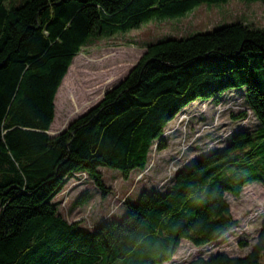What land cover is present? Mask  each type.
<instances>
[{
  "label": "trees",
  "instance_id": "trees-1",
  "mask_svg": "<svg viewBox=\"0 0 264 264\" xmlns=\"http://www.w3.org/2000/svg\"><path fill=\"white\" fill-rule=\"evenodd\" d=\"M226 1L25 0L10 7L0 0V264H163L182 240L211 244L238 224L226 195L239 197L250 182L264 186L263 27L238 21L151 42L96 105L48 133L56 92L82 48ZM232 88L244 89L246 108L232 118L250 110L255 125L183 165L163 190L126 200L121 218L104 217L91 229L59 212L54 198L73 173H86L106 197L100 167L124 178L145 169L152 146L166 147L164 130L180 110L197 98L218 104ZM185 264H264V221L245 255L218 252Z\"/></svg>",
  "mask_w": 264,
  "mask_h": 264
},
{
  "label": "rangeland",
  "instance_id": "rangeland-1",
  "mask_svg": "<svg viewBox=\"0 0 264 264\" xmlns=\"http://www.w3.org/2000/svg\"><path fill=\"white\" fill-rule=\"evenodd\" d=\"M23 1L6 0V3L11 7ZM238 21L264 28V2L228 0L205 3L183 17L152 20L137 29L95 40L74 56L68 69L72 74L71 82L63 90L59 106L54 100L55 114L48 133L51 130L50 134L59 133L83 114L88 105H96L108 87L128 74L149 43L165 37L211 31L222 24ZM241 92H244L243 88L224 90L218 104L203 98L188 103L168 122L163 133L166 147L159 150L156 144L152 146L145 169H134L128 178H124L120 169L100 167L103 180L111 189L106 197H102L86 173H73L54 198L59 212L70 222L82 221L87 228L104 217L117 215L121 218L126 212V200L135 201L143 189L163 190L183 165L205 152L223 147L236 130L256 124L250 110H247L245 119H233L231 116L232 112L236 114L246 109ZM85 100L89 101L87 105H84ZM88 194L91 197L80 205L82 196ZM226 199L238 224L211 244L196 246L182 240L173 258L163 264H185L195 257H209L222 251L231 256H243L249 251L264 221V186L259 182L247 183L239 197L227 194ZM239 240H246L248 247H240Z\"/></svg>",
  "mask_w": 264,
  "mask_h": 264
},
{
  "label": "bare ground",
  "instance_id": "bare-ground-1",
  "mask_svg": "<svg viewBox=\"0 0 264 264\" xmlns=\"http://www.w3.org/2000/svg\"><path fill=\"white\" fill-rule=\"evenodd\" d=\"M194 10V9H193ZM192 10V11H193ZM71 69V68H70ZM69 72V74H68ZM67 74L65 75L64 77V80H63V83H62V87L61 89L59 90L58 94H57V97H56V101L58 102V106L60 105V102H61V98L62 96H64V89L67 88V86L69 85V82H71V70H68ZM52 132V130L50 131ZM97 226V224H92L91 226H89V228H95Z\"/></svg>",
  "mask_w": 264,
  "mask_h": 264
},
{
  "label": "crops",
  "instance_id": "crops-1",
  "mask_svg": "<svg viewBox=\"0 0 264 264\" xmlns=\"http://www.w3.org/2000/svg\"><path fill=\"white\" fill-rule=\"evenodd\" d=\"M67 72H68V71H67ZM66 74H67V73H66ZM113 85H114V84H113ZM110 87H111V86H110ZM110 87H108L107 89H109ZM107 89H106V90H107ZM106 90H105V91H106ZM105 91H104V92H105ZM56 97H57V96H56ZM55 99H56V98H55ZM88 102H89L88 100H85L84 105H87ZM93 105H95V104H93ZM93 105H90V106L88 105L89 107L87 106V107H86V108H87L86 110H88V109H89L91 106H93ZM86 110H85V111H86ZM85 111H84V112H85ZM81 114H82V113H81ZM62 130H63V129H62ZM60 131H61V130H60ZM60 131H59V132H60ZM49 134H50V131H49ZM55 134H57V133L55 132V133H53V134H51V135H55Z\"/></svg>",
  "mask_w": 264,
  "mask_h": 264
},
{
  "label": "water",
  "instance_id": "water-1",
  "mask_svg": "<svg viewBox=\"0 0 264 264\" xmlns=\"http://www.w3.org/2000/svg\"><path fill=\"white\" fill-rule=\"evenodd\" d=\"M120 82V81H119ZM119 82L115 83L114 85H112L109 89H107L105 92H107L108 90H110L111 88H113L114 86H116ZM104 92V93H105Z\"/></svg>",
  "mask_w": 264,
  "mask_h": 264
}]
</instances>
